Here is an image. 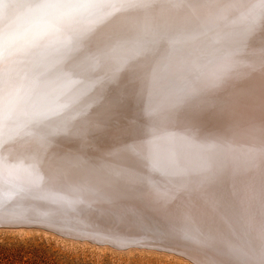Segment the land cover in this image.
Instances as JSON below:
<instances>
[{"label":"snow or ice","instance_id":"1","mask_svg":"<svg viewBox=\"0 0 264 264\" xmlns=\"http://www.w3.org/2000/svg\"><path fill=\"white\" fill-rule=\"evenodd\" d=\"M0 224L264 264V0H0Z\"/></svg>","mask_w":264,"mask_h":264},{"label":"rangeland","instance_id":"2","mask_svg":"<svg viewBox=\"0 0 264 264\" xmlns=\"http://www.w3.org/2000/svg\"><path fill=\"white\" fill-rule=\"evenodd\" d=\"M135 111L133 103L129 109ZM123 111V110H122ZM0 264H189L150 251H116L43 232L0 230Z\"/></svg>","mask_w":264,"mask_h":264},{"label":"bare ground","instance_id":"3","mask_svg":"<svg viewBox=\"0 0 264 264\" xmlns=\"http://www.w3.org/2000/svg\"><path fill=\"white\" fill-rule=\"evenodd\" d=\"M135 104V103H134ZM138 114V105L135 104V111ZM188 118H194L192 117V114H184ZM119 117L115 118V120H118ZM114 120V124H115ZM200 123L205 130H218L222 128V124L218 121H207L203 118H200ZM110 139L106 140L105 142H102V147H107L110 143ZM99 227L103 230L111 231L112 226L108 224L106 221H100ZM0 230H11V231H18V232H43L45 234H52L55 237H58L65 241H71V242H81L86 243L91 246H95L97 248H110L112 250L116 251H132V250H142V251H150V252H157L169 256H173L176 258H179L189 264H191V261L188 259L185 252L195 255L197 258L204 259L209 256H215L216 259L224 261L227 260V257L218 255L214 252H202L199 250L192 249L187 244L183 243L182 241H179L177 239L172 238H161V239H155L152 238L146 234L140 233V230L134 225V224H128V225H121L119 227V231L123 232V234L132 239V240H140L142 243H130L127 246H120L117 244H114L111 241H93L86 238H79L76 237L74 234H67V233H60L55 229H50L43 225H23V224H12V225H5L0 224Z\"/></svg>","mask_w":264,"mask_h":264},{"label":"clouds","instance_id":"4","mask_svg":"<svg viewBox=\"0 0 264 264\" xmlns=\"http://www.w3.org/2000/svg\"><path fill=\"white\" fill-rule=\"evenodd\" d=\"M188 259L191 261V264H192V260L190 259V254H186Z\"/></svg>","mask_w":264,"mask_h":264}]
</instances>
